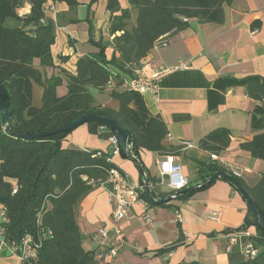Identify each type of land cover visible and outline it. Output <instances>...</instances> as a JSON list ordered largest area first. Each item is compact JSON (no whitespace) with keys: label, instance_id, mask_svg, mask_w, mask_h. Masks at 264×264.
I'll return each mask as SVG.
<instances>
[{"label":"trees","instance_id":"16d2710c","mask_svg":"<svg viewBox=\"0 0 264 264\" xmlns=\"http://www.w3.org/2000/svg\"><path fill=\"white\" fill-rule=\"evenodd\" d=\"M50 1L69 8L78 5L77 0ZM98 1L90 0L89 5ZM104 1L109 13L108 31L114 36L112 57L106 58V45L101 40L94 41L89 25L88 42L98 52L79 57L72 73L61 70L58 76L45 78L34 62L37 61L41 69L53 67L51 47L55 34L52 21L46 18L48 0H0V100L8 108V130L2 125L0 113V205L8 221L6 240L18 243L29 234L36 244L35 259L23 264H108L98 259L97 252L82 248L76 208L80 199L105 183L110 171L117 167L109 160L111 153L63 148L62 142L72 131L31 140L21 135L50 132L88 114L111 119L129 139L130 153L123 152L119 145V154L132 159L142 170L139 185L147 183L150 186L154 201L167 196H171L170 201H186L195 192L208 189L214 183L208 181L213 174L225 172L233 176L229 169L211 161L207 165H197L200 183L192 192L174 197L157 191L158 179L147 175L139 163V152L173 154L171 148L162 144L168 130L160 116L150 113L142 95L131 90H117L125 79L119 73L131 77L133 69L156 42L187 28L191 21L222 24L223 6L230 5L233 0H127L136 11V22L130 30L127 29L130 10L120 9L119 0ZM26 5L29 12L20 15ZM255 25L259 23L252 27ZM63 79H66V93L58 96L56 89ZM241 83L249 98L264 105V78H246ZM33 84L42 88L40 107L32 104ZM111 84L114 89L109 95L118 102L117 110L95 105L90 92V89L102 92ZM85 125L89 134L100 139H118L115 132L98 122L90 121ZM229 144L230 132L223 128L211 131L199 141L200 149L217 156ZM239 147L252 158L264 161V132L240 143ZM233 177L248 192L264 220V171L253 187H248L242 177ZM140 197L151 208H171L170 201L156 204L145 192ZM250 228L256 231L251 239L258 249L256 257L229 264H264V231L257 226L248 207L243 225L224 233L228 235ZM182 241L183 238L178 237L173 244L152 255L171 252ZM188 264L203 263L192 261Z\"/></svg>","mask_w":264,"mask_h":264},{"label":"crops","instance_id":"0c3cea01","mask_svg":"<svg viewBox=\"0 0 264 264\" xmlns=\"http://www.w3.org/2000/svg\"><path fill=\"white\" fill-rule=\"evenodd\" d=\"M89 2L77 0L78 5L73 8L53 3L55 11L46 13V18L54 25L53 67L41 69L38 62H34L45 78L58 76L61 70L72 73L79 57L98 52L88 42L89 25L94 41L101 40L106 45V58L112 57L114 36L108 31L106 2L100 0L92 5ZM51 3L48 0L47 4ZM119 6L122 10H130L127 29H132L136 11L131 9L127 0H119ZM28 12L29 6L26 5L20 15ZM223 12L222 24L191 21L187 28L165 37V45L154 47L144 58L150 69L188 65V69L160 80L156 101L150 95H142L150 113L160 116L166 125L168 135L162 144L171 148L188 187L200 183L197 165L211 162V154L199 147L200 139L219 128L230 132V144L218 156L222 163L230 169L248 170V174L242 177L248 187H253L264 171V161L252 158L239 147L240 143L264 132V105L249 98L241 83L246 78H264V0H233L230 5L223 6ZM255 23L259 26L252 27ZM119 74L125 79L130 77ZM112 89L111 85L102 92L90 89L95 105L117 110L118 102L109 95ZM56 93L65 95L66 79ZM41 95L42 88L33 84L34 107L41 106ZM183 143L191 147L185 148ZM62 147L104 154H110L112 150L109 138L91 135L85 126L72 131L62 142ZM161 157L153 152H139V163L149 177L158 178L157 162ZM109 160L139 186L140 172L132 159L123 158L118 153ZM170 206L169 209L134 204L129 216L116 223L111 219L107 189L99 186L83 196L76 208V222L83 237L82 248L101 252L102 262L108 264H188L192 261L229 264L243 259L236 246L230 253L226 251L229 237L224 232L239 229L247 213L241 194L227 182L218 179L186 201H170ZM1 209L0 205V227L5 225ZM175 211L180 214L179 221ZM212 212L217 213V221L208 218ZM145 214H149V223L142 220ZM99 229L106 232L102 242L97 234ZM248 230L256 234L254 228ZM178 237L183 241L176 249L161 256L152 255L173 244ZM108 249H114L115 256L105 254ZM0 264L20 262L9 250H4L0 252Z\"/></svg>","mask_w":264,"mask_h":264},{"label":"built area","instance_id":"2783aa9c","mask_svg":"<svg viewBox=\"0 0 264 264\" xmlns=\"http://www.w3.org/2000/svg\"><path fill=\"white\" fill-rule=\"evenodd\" d=\"M54 6L48 5L46 7V13L54 12ZM187 22L186 19H183ZM165 37L160 39L155 43L154 47H160L165 45ZM188 69L187 64H178L176 66L164 67L158 69H150L149 64L145 59H142L139 64L133 69V74L128 79H124L121 88L124 90H131L139 93L140 95H150L155 101L158 98L159 92V82L165 76L172 74L177 71ZM150 72V75L147 74ZM114 87L113 84H111ZM264 102V98H263ZM110 143L112 146L111 154L117 155L119 153V140L117 138H110ZM185 148H190L191 145L188 143H183ZM129 147L126 153H128ZM210 160L215 162L224 168L231 171L232 175L235 177H243L248 174V170L230 169L224 163H222L217 155L211 154ZM158 167V182L156 187L164 189L167 193L174 196L176 193L188 187L187 179L182 173V168L177 162L173 154H167L162 156L157 162ZM101 186H105L108 193L109 202L111 204V219L113 222H119L126 219L129 216L130 208L134 204H144L147 203L140 197L142 193L145 192L144 186H137L133 184L126 174L119 172L117 169L110 171L108 178L105 183ZM150 187V186H149ZM177 221L180 220V214L178 211L174 213ZM1 217L4 220V226L0 227V252L4 250H9L14 254L20 264H23L29 260H33L36 257V244L34 243L31 235L26 234L18 243L9 242L5 238V226L7 224V219L5 217V211L1 209ZM208 218L213 221L218 220L217 213H210ZM142 220L146 223L150 222L149 214L142 216ZM101 242L106 237V232L103 229L97 231ZM255 234H251L249 230H244L240 232H234L228 234L229 246L227 248V253L232 251V247L236 246L239 249V253L245 260H252L256 257L258 249L255 247L251 239ZM107 255L115 256L116 251L114 249H108L106 251ZM98 259H102L103 254L97 253Z\"/></svg>","mask_w":264,"mask_h":264},{"label":"water","instance_id":"95a60500","mask_svg":"<svg viewBox=\"0 0 264 264\" xmlns=\"http://www.w3.org/2000/svg\"><path fill=\"white\" fill-rule=\"evenodd\" d=\"M0 113H1L2 125L6 128V130H8V126H7L8 108H7V105L4 102H2L1 100H0ZM90 121L98 122L104 128L115 132L118 136L121 150L125 153L127 152L128 145H129V139H128L127 133L122 128L118 127L113 120L103 118V117H98V116H95L92 114L82 116V117L78 118L77 120H75L74 122H72L68 125H65L59 129L50 131V132H44V133H39V134H35V135H21L20 137L23 139H27V140L50 137V136L57 135L61 132L74 131L78 127L85 125L87 122H90ZM139 172H140V174L143 173L141 169H139ZM218 179H222V180H225V181L231 183L237 189V191L241 194L242 198L244 199L247 207L249 208V211L251 212L253 219L255 220V223L257 224V226L261 230L264 231V220L262 219L260 212L258 211L255 203L251 199L248 192L242 187V185L239 183V181L236 178H234L233 176L226 174L225 172H217V173L213 174L209 178L208 181L214 182ZM144 188H145V193H146L147 197L150 200H153L152 196H151L150 188H149L147 183H145ZM194 189H195L194 186L187 187V188L181 190L180 192L176 193L174 195V197L177 195H180V194L192 192ZM171 199H172L171 196H167V197H165L159 201L153 200V202L156 204H160L163 202H168Z\"/></svg>","mask_w":264,"mask_h":264},{"label":"rangeland","instance_id":"374dc122","mask_svg":"<svg viewBox=\"0 0 264 264\" xmlns=\"http://www.w3.org/2000/svg\"><path fill=\"white\" fill-rule=\"evenodd\" d=\"M58 95H59V91H58ZM83 126H85L86 127V125H82L81 127H83ZM150 188V187H149Z\"/></svg>","mask_w":264,"mask_h":264}]
</instances>
